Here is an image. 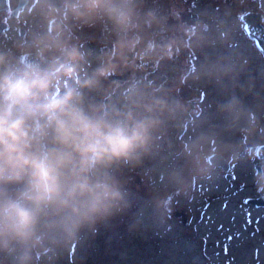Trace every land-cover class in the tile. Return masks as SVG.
I'll return each instance as SVG.
<instances>
[{
  "label": "rangeland",
  "instance_id": "obj_1",
  "mask_svg": "<svg viewBox=\"0 0 264 264\" xmlns=\"http://www.w3.org/2000/svg\"><path fill=\"white\" fill-rule=\"evenodd\" d=\"M141 5L140 16L151 12L159 23L130 34L139 44L117 72L128 79L108 80L105 87L122 88L130 79L150 86L166 75L160 88L178 110L157 135L155 155L118 174L127 207L98 222L94 232L82 228L49 246L34 264H264V208L245 202L259 195L264 174L258 177L242 155L244 145L264 144V56L243 28V9L222 0H141ZM260 5L264 10V0ZM186 10L200 15L196 25L181 21ZM66 19L70 30L63 32L72 45L93 56L112 50L116 37L110 25L84 27ZM23 20L30 40L49 31L39 0ZM16 36L11 32L6 39ZM149 44L166 46L167 58L146 54ZM210 69L217 72L209 74ZM233 97L240 106L235 116L222 111ZM212 154L232 163L234 178L209 163ZM0 264L10 261L0 254Z\"/></svg>",
  "mask_w": 264,
  "mask_h": 264
},
{
  "label": "clouds",
  "instance_id": "obj_2",
  "mask_svg": "<svg viewBox=\"0 0 264 264\" xmlns=\"http://www.w3.org/2000/svg\"><path fill=\"white\" fill-rule=\"evenodd\" d=\"M141 6V0H39L45 20L110 25L112 50L93 56L49 29L17 45L19 60L0 52V254L10 264H34L49 246L82 228L94 232L123 211L127 193L118 174L155 155L157 135L175 117L179 106L163 88L131 79L122 88L105 87L139 44L130 34L159 23L151 12L142 18ZM167 50L149 44L145 52L167 58ZM239 108L233 97L222 111L235 116Z\"/></svg>",
  "mask_w": 264,
  "mask_h": 264
},
{
  "label": "flooded vegetation",
  "instance_id": "obj_3",
  "mask_svg": "<svg viewBox=\"0 0 264 264\" xmlns=\"http://www.w3.org/2000/svg\"><path fill=\"white\" fill-rule=\"evenodd\" d=\"M210 1L215 2V1H219V0H210ZM222 1L225 3L232 4L235 8H238V9L242 8L243 9L240 11H243V14L241 16V20L243 22L244 30H245V22L243 21L242 17L244 15H246L247 13L261 14L262 19H263L262 25L264 26V10H263V8L260 7L261 6L260 5L261 0H222ZM33 3H34V0H0V51L5 52L6 50L7 51L9 50L10 55H12V53H13V54L20 57V55L16 51L17 45L25 44V43L30 41L29 30L24 24L25 21L23 20V16L27 12V10H29V8L32 7ZM187 10H186V12H181V14L182 13H189L190 10L189 11H187ZM181 14H180V19H181ZM54 20H60L63 24L66 25L67 28L64 32H68L70 30V24L67 21V19L65 17H59V16H53L50 18L49 29H50L51 23ZM42 24L45 25L46 22L42 21ZM190 29H192V28H190ZM176 31L177 30L174 31L175 35H177ZM11 32H15V34L17 35L16 41L15 40L8 41L6 39V36L9 37V34ZM74 35H76V34H74ZM183 37H184V35H183ZM178 38H180V37H178ZM250 148H248L246 145H244L242 155L249 158V160L253 163V166L256 170V165L254 164V155L250 156V153H249ZM260 165L263 167L264 163L261 162ZM230 166L232 167L231 162H230ZM219 169H221V168H219ZM233 178H234V175H233ZM249 198H264V187H262V189L259 191V195L257 197H249ZM249 198H246V200ZM246 200H245V202H246Z\"/></svg>",
  "mask_w": 264,
  "mask_h": 264
},
{
  "label": "water",
  "instance_id": "obj_4",
  "mask_svg": "<svg viewBox=\"0 0 264 264\" xmlns=\"http://www.w3.org/2000/svg\"><path fill=\"white\" fill-rule=\"evenodd\" d=\"M199 19V15L195 12L182 13L181 21L184 24H188L190 26L196 25L197 20ZM245 22V31L248 37L255 42V46L260 51V53L264 56V26L262 25V15L257 13H247L242 17ZM67 27L60 20H54L51 23L50 29L53 30L52 34H55L56 29H60L61 31L65 30ZM175 52L174 48L172 49ZM176 54H174V58ZM153 66V64H151ZM128 75H113L109 78L110 81H120L127 80ZM168 77L166 75L161 76L160 78L154 79L150 82V87L152 88H160L165 82H167ZM250 156L254 155V164L256 165V175L258 177H262L264 174V168L260 165L261 162H264V144L260 146H253L249 150ZM209 163L213 167L221 168L226 173V178L231 180L233 175L231 174V166L230 162L220 154H212L208 158ZM248 205H252L256 208H264V198H249L246 200ZM179 211H177L178 213Z\"/></svg>",
  "mask_w": 264,
  "mask_h": 264
}]
</instances>
